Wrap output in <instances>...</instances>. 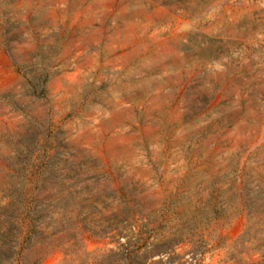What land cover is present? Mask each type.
<instances>
[{
	"label": "rangeland",
	"instance_id": "1",
	"mask_svg": "<svg viewBox=\"0 0 264 264\" xmlns=\"http://www.w3.org/2000/svg\"><path fill=\"white\" fill-rule=\"evenodd\" d=\"M0 264H264V0H0Z\"/></svg>",
	"mask_w": 264,
	"mask_h": 264
}]
</instances>
